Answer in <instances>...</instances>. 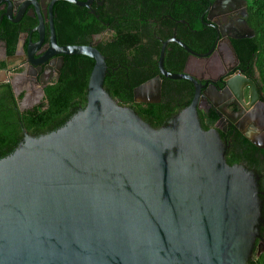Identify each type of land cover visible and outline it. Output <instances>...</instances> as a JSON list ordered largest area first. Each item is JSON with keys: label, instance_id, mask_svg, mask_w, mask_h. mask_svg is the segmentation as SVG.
<instances>
[{"label": "water", "instance_id": "obj_1", "mask_svg": "<svg viewBox=\"0 0 264 264\" xmlns=\"http://www.w3.org/2000/svg\"><path fill=\"white\" fill-rule=\"evenodd\" d=\"M253 36L247 27L233 37ZM168 42L200 57L212 51L195 53L175 37L163 42L159 74L134 88V102L160 103L162 78L187 80L194 92L155 129L107 92L106 59L96 47L58 46L52 27L60 63L79 55L94 61L86 106L54 132L33 137L23 129L0 159V264L249 263L262 224L257 182L227 164L215 129L202 128L204 86L164 68ZM227 49L237 61L229 39ZM237 80L239 88L250 85L251 101L258 98L251 80ZM205 93L220 110L215 87Z\"/></svg>", "mask_w": 264, "mask_h": 264}, {"label": "flooded vegetation", "instance_id": "obj_2", "mask_svg": "<svg viewBox=\"0 0 264 264\" xmlns=\"http://www.w3.org/2000/svg\"><path fill=\"white\" fill-rule=\"evenodd\" d=\"M2 1V0H0ZM7 0L0 3V102L12 100L3 86H9L15 110L19 114L32 111L46 103V90L59 81L68 71L66 56L52 55V27L55 41L61 44L62 31L68 28L77 37H85L86 45L97 46L113 31L109 23L101 33L84 34L93 28L92 18L100 19L107 13L115 19L117 10H136L143 15V41L152 44L149 23L154 24L152 36L160 43L175 37L198 54L211 53L206 57L191 55L175 42H168L164 65L194 77L203 85L199 111L208 117H216L209 129H215L225 147V159L230 166L237 165L251 174L257 182L261 203L262 224L255 240L252 256L264 254V95L258 83L255 63L246 62L244 67L237 51L246 53L245 39H236L248 23L247 0ZM73 6L70 7L69 6ZM74 9V10H73ZM180 9H186L189 22L175 19ZM170 12L165 15V12ZM150 18V19H149ZM183 25L179 32L178 26ZM252 29V28H251ZM230 40L237 57L233 60L227 49ZM111 40V39H110ZM189 44H186V42ZM169 44L177 47L170 48ZM153 59L156 55L153 54ZM157 56V67H158ZM165 68V67H164ZM159 71V69H158ZM168 71V70H167ZM170 72V71H169ZM173 73V72H172ZM159 74V73H158ZM157 74V75H158ZM251 80L257 99L251 101L249 84L239 88L237 76ZM187 81V80H184ZM228 81L234 85L229 88ZM189 82V81H187ZM191 85L192 83L189 82ZM215 87L218 97L215 101L221 107L217 110L208 94ZM193 87V85H192ZM194 90V87H193ZM194 92V91H193ZM162 98V97H161ZM255 98V97H254ZM208 129V130H209ZM256 140L261 148L255 146ZM230 161V163H228ZM262 254L258 256L259 251ZM250 261V260H249Z\"/></svg>", "mask_w": 264, "mask_h": 264}, {"label": "trees", "instance_id": "obj_3", "mask_svg": "<svg viewBox=\"0 0 264 264\" xmlns=\"http://www.w3.org/2000/svg\"><path fill=\"white\" fill-rule=\"evenodd\" d=\"M247 1L248 23L254 31V36L243 40L247 44L246 53L240 50L237 53L240 60L245 63L244 67L247 65L246 62L255 63L258 83L264 95V0ZM186 11V9H180L176 15H173L177 20L189 22ZM126 12L129 15L127 17L124 10H117L114 20L110 19L108 13L104 17L100 15V19L93 17L91 20L93 28L85 29L84 34L101 33L106 28L103 23H109L108 27L114 32L112 37L104 39L97 46L106 59L107 74L104 87L119 104L130 106L151 127L158 129L191 102L194 90L187 81L162 78L160 103L134 102V88L159 73L157 56L160 43L152 36V28L155 25L151 23L147 26L153 43H144L141 27L146 17L133 9H126ZM169 13V11L165 12V15ZM183 28V25L178 26L179 37V32ZM62 33L61 44L86 45L85 37H77L74 31L64 28ZM185 42L188 44L187 41ZM168 47H177L182 51L176 45L169 44ZM153 54L156 55V59H153ZM65 60L68 71L57 83L48 87L46 103L32 111L19 114L15 110L10 87L3 86L12 101L8 102L7 98L6 101L0 102V159L11 154L23 140V129L33 137L54 132L63 127L74 114L85 108L87 85L94 61L81 55L66 56ZM164 67L173 73L180 72L176 69L169 70L167 65ZM198 113L202 128L208 130L216 117L210 118L201 111ZM248 264H264V254L260 257L253 256Z\"/></svg>", "mask_w": 264, "mask_h": 264}]
</instances>
